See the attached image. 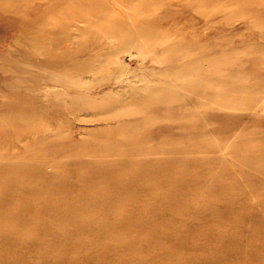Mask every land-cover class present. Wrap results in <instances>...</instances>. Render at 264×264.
<instances>
[{"label":"rangeland","instance_id":"rangeland-1","mask_svg":"<svg viewBox=\"0 0 264 264\" xmlns=\"http://www.w3.org/2000/svg\"><path fill=\"white\" fill-rule=\"evenodd\" d=\"M0 264H264V0H0Z\"/></svg>","mask_w":264,"mask_h":264}]
</instances>
